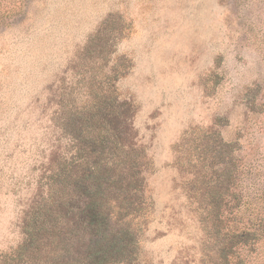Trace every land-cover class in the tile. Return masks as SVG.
Returning a JSON list of instances; mask_svg holds the SVG:
<instances>
[{"label":"rangeland","instance_id":"rangeland-1","mask_svg":"<svg viewBox=\"0 0 264 264\" xmlns=\"http://www.w3.org/2000/svg\"><path fill=\"white\" fill-rule=\"evenodd\" d=\"M227 263L264 264V0H0V264Z\"/></svg>","mask_w":264,"mask_h":264},{"label":"trees","instance_id":"trees-1","mask_svg":"<svg viewBox=\"0 0 264 264\" xmlns=\"http://www.w3.org/2000/svg\"><path fill=\"white\" fill-rule=\"evenodd\" d=\"M97 195V193L87 195L89 202L85 204V208L83 209L85 216L93 228H98L103 222H105V220L101 222L98 217L99 212H101V205L97 202ZM48 214L49 206H38L36 209L30 212L29 219L24 223V233L26 237L21 250H24L25 248L34 244L39 232L47 223L46 217Z\"/></svg>","mask_w":264,"mask_h":264}]
</instances>
